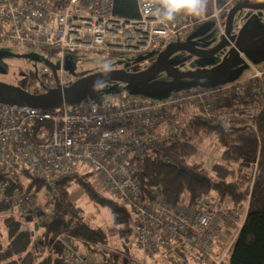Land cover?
<instances>
[{
	"label": "built area",
	"instance_id": "obj_1",
	"mask_svg": "<svg viewBox=\"0 0 264 264\" xmlns=\"http://www.w3.org/2000/svg\"><path fill=\"white\" fill-rule=\"evenodd\" d=\"M135 2L138 18L127 20L114 13V0H0V42L25 52L53 51L60 66L55 73L41 69V83L45 90L62 93L76 81L65 68L66 56L159 53L178 31L193 24L191 16L182 14L164 20L158 0ZM263 110L264 72L258 71L232 85L184 92L158 103L123 99L117 107H104L87 97L44 109L0 104V176L7 177L0 184V203L33 218L37 228L42 212L31 206L25 188L31 179L24 173L50 189V202L57 198L61 180L90 175L136 217L135 242L143 264L161 259L187 264L188 255L221 264L243 226L250 192L239 207L210 195L193 205H173L160 189L144 193L139 178L145 163L157 158L170 162L166 151L189 142L183 117L196 113L212 125L243 128L257 136ZM20 227L27 230L28 224ZM224 237L231 241L221 250L224 256L215 258ZM148 257L157 259L149 263ZM71 263L94 264L86 256Z\"/></svg>",
	"mask_w": 264,
	"mask_h": 264
},
{
	"label": "rangeland",
	"instance_id": "obj_2",
	"mask_svg": "<svg viewBox=\"0 0 264 264\" xmlns=\"http://www.w3.org/2000/svg\"><path fill=\"white\" fill-rule=\"evenodd\" d=\"M240 1H245L249 4L246 7L240 8L237 12V18L242 16L241 18L245 19V33L251 34L263 29L264 0ZM223 2L224 0H208L207 9L203 15L199 17L191 16L195 25L178 31L177 34L171 38L168 43L169 46L165 50L171 47L179 49L181 46L188 45L196 49L200 54L205 50L208 51L217 47L219 42L216 43L214 39H208L212 32L211 29L208 28L209 24L215 25L216 22H219V11ZM235 21L241 20L236 19ZM238 43L239 41L229 39L224 48L206 55L194 56L181 49L176 50L168 59V68L173 75L177 76L196 71L204 74L212 73L225 63L230 51H232ZM261 43L264 45V35L261 38ZM138 59V56L133 55L120 56L114 54H100L97 52H85L66 56L64 65L77 81L101 72L116 74L132 73L133 71H131L132 69L130 67L124 69L122 64H115V60L129 62L134 60L137 61ZM149 64L150 61L144 63L138 70L147 68ZM58 66H60V61L56 59L53 51L49 49L45 51L32 49L29 52H25L10 43L0 42L1 83L18 87L32 94L34 93L33 89H36L38 91L37 93L40 95H46L52 93V90L43 89L40 77L41 69L48 68L52 73H55ZM254 71L264 72V48L254 57L238 56L234 58L222 74L213 78L192 76L189 78L175 79L168 76L164 71L158 70L145 77L140 82L121 83L110 81L91 84L82 96L92 94L100 100L101 105L104 107H117L123 99L130 100L135 104L165 102L180 93L193 92L215 86L232 85L244 80L247 75H252ZM1 103L2 100L0 98V104ZM170 149L178 153L174 148ZM190 160L196 163L202 162L203 167L209 171L216 162H221V149L217 144L216 137L214 135L204 137L202 142L195 149V153L191 156ZM239 164L232 165L237 166ZM254 164L256 163L251 164V166L254 167ZM89 181L96 185L101 195L106 198L115 199L117 202L119 201L111 189L101 186L92 176ZM25 188L27 194L31 197L32 208H39L42 212L38 223L41 224L48 221L51 211V202L49 200L50 189L48 190L45 184L39 187L37 191H31L30 187ZM69 188L72 193L70 198L71 202L81 209L82 216L88 218L92 225L99 227L105 233L106 243L103 245H95L94 248L96 253L89 252L87 251L88 249L84 247L86 245L80 239L70 233L61 231L51 238L52 241L48 245L49 248L39 261H42L49 253H53L58 256L70 258V263L75 257L86 256L94 264H103L99 258H102V254L106 253L110 256L112 261L119 262L120 264H143L144 257L138 250L135 242V229L130 240L125 242L117 236V229L112 222V216L109 210L92 203L86 197L82 187L71 185ZM246 201L247 199L241 203L242 206ZM119 203L120 201L118 204ZM223 204L228 207H232L233 205L228 197L223 200ZM10 208L11 210L7 213H0V242L4 246L7 244V239L4 224L2 222L3 216L8 215V213H13L16 216L19 215L17 212L18 208H13L11 206ZM29 222L27 229L33 227L34 219L32 218ZM39 224L37 228L35 227V233H38ZM70 236L76 240L74 241L75 245H72L73 240H71L70 243L68 242V238H71ZM223 239V242H220L214 251L213 256H215V258L220 255L222 257L224 256V252L221 250L225 248L227 242L231 241L229 237H224ZM37 242L38 235L35 234L18 264H36V262H39ZM191 256L192 255H188L187 264H214L211 260L207 259L195 261ZM156 259V257H148L147 260L151 263ZM228 261L229 254L224 256L221 264H228ZM167 262L168 261L161 259L157 261L156 264H169Z\"/></svg>",
	"mask_w": 264,
	"mask_h": 264
},
{
	"label": "trees",
	"instance_id": "obj_3",
	"mask_svg": "<svg viewBox=\"0 0 264 264\" xmlns=\"http://www.w3.org/2000/svg\"><path fill=\"white\" fill-rule=\"evenodd\" d=\"M114 13L127 20L138 18L135 0H114ZM115 64H122L124 69L130 67L132 73L139 68V62L135 60H115ZM181 122L189 142L176 146L178 153L171 149L166 151L170 162L157 158L145 163L139 178L141 190L147 193L152 188L160 189L173 205L182 201L193 205L203 195H210L221 201L228 197L237 207L242 206L247 192H250L246 217L229 250L228 264H264V110L256 122L257 136L243 128L212 125L196 113L183 117ZM211 135L216 137L221 149V162H216L209 171L203 167L202 162L196 163L190 158L202 139ZM253 163H256L255 168L251 166ZM24 176L31 179L28 187L36 186L33 191L43 186V182L35 177L25 173ZM90 177L76 175L57 184L58 196L50 203V219L39 224L38 233H35L34 225L27 230L21 229V223L29 224L30 217L16 216L13 213L3 216L7 244L4 246L0 242V264H18L35 234L38 235V261L49 248L51 238L61 231L80 239L89 252H95V245L106 243L105 233L82 216L81 209L71 202V185L82 187L92 203L109 210L117 236L128 242L136 229V217L115 199L101 195L97 187L89 181ZM5 180L7 177L1 175L0 184ZM14 185L18 187L17 184ZM10 210L8 204H0V213ZM99 259L103 264H120L112 261L106 253ZM167 263L178 264L169 261ZM36 264L71 263L66 256L49 253Z\"/></svg>",
	"mask_w": 264,
	"mask_h": 264
},
{
	"label": "water",
	"instance_id": "obj_4",
	"mask_svg": "<svg viewBox=\"0 0 264 264\" xmlns=\"http://www.w3.org/2000/svg\"><path fill=\"white\" fill-rule=\"evenodd\" d=\"M263 35H264V30L258 33L257 35H255L254 37H252L251 39L255 40ZM251 39L241 42V43L239 42L232 49L231 51L232 53H229V56L227 57L225 63L221 67H219L217 70L209 74H204L202 72L196 71L192 73L183 74L180 76L173 75L168 68V59L174 53V51L180 50V49L189 53L190 55L196 56V55H206L208 53H213L215 51L222 49L223 47L222 48L215 47L208 51L205 50L199 54L197 51L195 52V49L192 50L191 47L188 45L181 46L179 49L171 47L170 49L165 50L169 46L167 45V47H165L164 49L165 51L163 50L159 52L157 54L158 56H156L157 58L155 62L145 71L127 73V74L101 72L96 75L87 76L85 78L75 81L70 88L66 89L62 93L58 92L57 90H52V93H49L46 95H40V94L35 95L27 91H23L18 87L10 86V85L0 82V98L2 100L1 104H26L32 107L44 109V108L57 106L62 101H66L69 103H76V102L86 99L87 97L100 102V100L92 94H86L85 96H82V94L86 91V89L91 84H94L97 82H110V81L121 82V83L140 82L145 77L149 76L150 74L158 70L164 71L168 76L175 78V79L189 78L192 76L213 78V77H216L222 74L234 58L238 56L251 57L253 56V54H251L250 52L253 49L264 46L262 45L261 42L251 44L250 43ZM226 43L227 41L223 40V44H226ZM150 54H153V53H147L145 55L138 56L139 59L137 61L138 62L145 61L150 56Z\"/></svg>",
	"mask_w": 264,
	"mask_h": 264
},
{
	"label": "flooded vegetation",
	"instance_id": "obj_5",
	"mask_svg": "<svg viewBox=\"0 0 264 264\" xmlns=\"http://www.w3.org/2000/svg\"><path fill=\"white\" fill-rule=\"evenodd\" d=\"M251 3V2H249ZM249 4H247L245 1H240V0H224L222 6L220 7V14H219V19H218V23L216 22L215 25L213 24H209V28L211 29V35L208 39H214L215 42H219L217 47L220 48H224L226 44H223V40L224 41H228L230 40H236L241 42L250 40L252 37H254L255 35H257L258 33L262 32L264 30L261 29L260 31H255L251 34H246L245 31V27H244V18H241L240 16L237 18V12L239 11L240 8L246 7ZM236 19H239L241 21H235ZM214 26V27H213ZM263 37V36H261ZM261 37L250 41V43H259L261 42ZM264 48V46L261 47H257L255 49H253L250 53L253 54V57L256 56L258 54V52ZM192 50H194L191 47ZM197 50L195 49V52ZM230 53H232L230 51ZM158 53H153L150 54V56L142 62H139L140 67L143 66L144 63H147L150 61V64L147 68L143 69V70H138L137 72H141V71H145L147 70L156 60V56ZM85 78V77H84ZM80 80V79H79ZM42 85V84H41ZM34 92H38L36 89H33Z\"/></svg>",
	"mask_w": 264,
	"mask_h": 264
},
{
	"label": "clouds",
	"instance_id": "obj_6",
	"mask_svg": "<svg viewBox=\"0 0 264 264\" xmlns=\"http://www.w3.org/2000/svg\"><path fill=\"white\" fill-rule=\"evenodd\" d=\"M163 19L173 21L178 15L199 17L207 9L208 0H158Z\"/></svg>",
	"mask_w": 264,
	"mask_h": 264
},
{
	"label": "crops",
	"instance_id": "obj_7",
	"mask_svg": "<svg viewBox=\"0 0 264 264\" xmlns=\"http://www.w3.org/2000/svg\"><path fill=\"white\" fill-rule=\"evenodd\" d=\"M195 24H194V21H193V24L190 26V27H192V26H194ZM190 27H188V28H190ZM242 57H244V56H242ZM251 74H249V75H247L245 78H247V77H249ZM244 78V79H245ZM195 261H196V259L194 258V257H192ZM188 263V262H187ZM156 264V263H155Z\"/></svg>",
	"mask_w": 264,
	"mask_h": 264
}]
</instances>
